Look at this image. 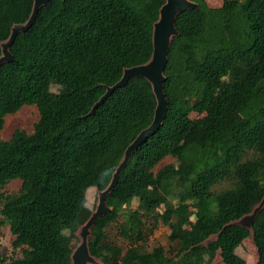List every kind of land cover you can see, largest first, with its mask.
<instances>
[{"label":"trees","instance_id":"1","mask_svg":"<svg viewBox=\"0 0 264 264\" xmlns=\"http://www.w3.org/2000/svg\"><path fill=\"white\" fill-rule=\"evenodd\" d=\"M191 1L199 8L176 18L164 70L163 125L132 154L91 230L101 264H212L218 253L222 264H246L236 250L250 232L231 223L264 198V0ZM164 2L51 0L14 40L13 62L0 68V132L23 106L39 118L31 133L0 137V229L21 253L1 264H70L91 214L86 191L107 187L156 101L146 80L131 78L89 113L125 69L148 62ZM32 6L0 0V42ZM167 157L175 163L156 171ZM13 180L18 191L2 192ZM112 224L125 247L108 237ZM159 224L168 250L146 244ZM252 242L264 264V208Z\"/></svg>","mask_w":264,"mask_h":264},{"label":"water","instance_id":"2","mask_svg":"<svg viewBox=\"0 0 264 264\" xmlns=\"http://www.w3.org/2000/svg\"><path fill=\"white\" fill-rule=\"evenodd\" d=\"M50 1L51 0H33L32 12L28 20L23 24H15L11 27L9 37L5 41L0 42V68L3 64L13 62L10 48L14 40L19 34L25 33L29 30L35 22L40 9L46 6ZM198 8L199 5L191 0H165L164 4L159 9L158 19L153 24V50L148 62L143 65L125 69L120 80L113 86L106 87L105 93L93 105L89 115H93L97 108L103 105L104 101L112 95L115 90L124 87L131 78H142L146 80L151 86L156 101L152 122L148 127L140 131L136 138L125 149L121 161L111 176L109 184L104 190L99 191L98 193V204L95 210L91 212L87 221L79 227L75 233V236L78 238V244L72 251L70 264H101L89 252L88 240L91 236V230L95 221L102 218L110 211L106 199L116 187L132 154L142 144L153 137L163 125L167 112V100L164 91V84L166 81L164 70L168 63V53L171 42L174 38L178 37L176 18L187 10H197ZM263 208L264 198L252 209L251 213L242 216L240 219L232 222L231 225L247 229L250 232V237L253 241V223ZM218 235L219 234L211 236L203 244L207 245V243L214 241Z\"/></svg>","mask_w":264,"mask_h":264},{"label":"rangeland","instance_id":"3","mask_svg":"<svg viewBox=\"0 0 264 264\" xmlns=\"http://www.w3.org/2000/svg\"><path fill=\"white\" fill-rule=\"evenodd\" d=\"M51 91L54 93L58 92L57 87H52ZM191 117H196L195 114H191ZM39 118L38 110L35 106H23L18 112L12 115H7L4 118L3 128L0 132V137L3 141H8L13 133L16 130H22L26 133H31L35 124ZM175 163V159L167 157L160 162L157 166L156 171L159 169ZM21 182L19 180H13L9 182L2 190L6 194H13L18 191L20 188ZM224 185H220L216 189L223 188ZM98 193L94 188H89L86 191V200L87 206L93 212L98 204ZM133 207H136V203H133ZM1 219V217H0ZM151 222L147 219L146 224ZM108 237L115 243H118L120 246L125 247L126 242H123L122 239L117 234V227L115 224H112L108 228ZM168 228L162 224H159L158 227L154 230V233L148 237L146 244L149 248L156 247L158 245L163 246L166 250L169 248V242L167 239ZM78 239V238H77ZM14 237L11 235L8 226L4 225L0 229V264L2 261L8 262L10 259L17 258L21 256L20 250H15L13 248ZM78 244V243H77ZM76 244V245H77ZM122 244V245H121ZM236 254L241 257L246 264H256L258 261V254L255 246L253 245L251 237L245 239L242 244L237 248ZM212 264H222L219 253L216 255Z\"/></svg>","mask_w":264,"mask_h":264}]
</instances>
